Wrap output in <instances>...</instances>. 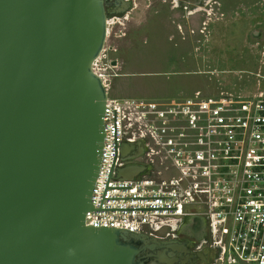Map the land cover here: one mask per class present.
I'll use <instances>...</instances> for the list:
<instances>
[{"label": "water", "instance_id": "water-1", "mask_svg": "<svg viewBox=\"0 0 264 264\" xmlns=\"http://www.w3.org/2000/svg\"><path fill=\"white\" fill-rule=\"evenodd\" d=\"M108 19L105 0H0V264L145 262L137 234L85 221L105 140L109 94L93 65Z\"/></svg>", "mask_w": 264, "mask_h": 264}, {"label": "built area", "instance_id": "built-area-1", "mask_svg": "<svg viewBox=\"0 0 264 264\" xmlns=\"http://www.w3.org/2000/svg\"><path fill=\"white\" fill-rule=\"evenodd\" d=\"M107 66L101 57L93 65L104 81ZM103 122L87 225L165 239L198 216L205 220L198 250L211 249L213 264H264V91L109 97ZM131 165L145 168L122 177Z\"/></svg>", "mask_w": 264, "mask_h": 264}, {"label": "rangeland", "instance_id": "rangeland-1", "mask_svg": "<svg viewBox=\"0 0 264 264\" xmlns=\"http://www.w3.org/2000/svg\"><path fill=\"white\" fill-rule=\"evenodd\" d=\"M131 1L130 9L108 19L100 57L108 63L103 71L109 97L154 100L190 97L197 90L248 97L264 91V30L253 34L264 18L254 23L247 15L258 0L187 8L178 0ZM231 5L236 12H228Z\"/></svg>", "mask_w": 264, "mask_h": 264}, {"label": "flooded vegetation", "instance_id": "flooded-vegetation-1", "mask_svg": "<svg viewBox=\"0 0 264 264\" xmlns=\"http://www.w3.org/2000/svg\"><path fill=\"white\" fill-rule=\"evenodd\" d=\"M216 0H178L179 7H202ZM108 15H121L132 7L131 0H105ZM204 219L198 216L189 218L171 238H155L137 234L141 258L144 264H213L215 253L204 248L198 250L203 237Z\"/></svg>", "mask_w": 264, "mask_h": 264}, {"label": "crops", "instance_id": "crops-1", "mask_svg": "<svg viewBox=\"0 0 264 264\" xmlns=\"http://www.w3.org/2000/svg\"><path fill=\"white\" fill-rule=\"evenodd\" d=\"M244 6L247 7L246 4L245 5L242 4V7H244ZM218 7L224 8L225 7V4L223 5V3L218 2ZM227 10H228L229 13H234V12H236L237 7L236 6H233L232 7V5H231V6H228L227 7ZM248 10L249 11H248L247 15H249V17H250L249 19H252L253 18L252 21L254 23H258L260 21V19H263L264 18V0H258L256 2H254L252 5H249L248 6ZM257 28H259V30L254 31L253 32L254 35L259 34L260 33V30H262V31L264 30V27L260 29V24L258 25ZM198 91H200V90H197L196 92H198ZM200 92H202V91H200ZM202 93L205 94L204 92H202ZM206 96H209V95H206ZM173 97L181 98V97H184V96H181V95L180 96H173V95L172 96H167L166 95V96H163V97H160V98H154V99H159V100H163V99H173ZM204 222H205V220H204ZM204 228H205V226H204Z\"/></svg>", "mask_w": 264, "mask_h": 264}]
</instances>
